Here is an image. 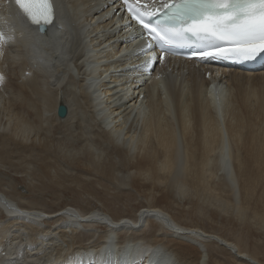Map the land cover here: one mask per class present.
Wrapping results in <instances>:
<instances>
[{
    "label": "bare ground",
    "instance_id": "6f19581e",
    "mask_svg": "<svg viewBox=\"0 0 264 264\" xmlns=\"http://www.w3.org/2000/svg\"><path fill=\"white\" fill-rule=\"evenodd\" d=\"M113 1L55 0L59 27L39 37L9 13V0H0V33L5 38L0 76L4 69L8 76L0 90V165L13 153L26 158L34 148L35 155L47 158L54 148L46 133L53 122L73 117L74 126L89 128L100 145L87 143L64 155L74 161L87 158L108 182L143 188L155 204L148 203L133 216L96 210L81 216L71 206L51 213L28 208L0 192L16 205L10 208L0 198V214H6L0 218V264H34L41 259L39 249L58 239L72 251L59 261L63 254L50 259L52 264H116L110 258L102 263L100 253L111 246L110 235L127 232L133 243L145 239L148 248L161 245L171 251L174 264H218L221 251L231 264H264L250 256L240 237L233 240L183 223L164 209L189 217L199 212L224 230L242 222L248 229L256 224L264 231V69L219 67L218 78L211 66L197 70L190 63L172 61L150 72L142 65L145 56L135 51L138 38L127 37V25L109 16ZM207 70L210 79L204 78ZM60 101L68 107L64 118L56 113ZM12 146L25 150L16 153ZM101 223L108 229L98 239L80 240L86 232L77 227ZM145 223L151 227L148 232ZM16 226L29 229L30 243L40 245H28L33 250L17 261L11 246L21 244L23 234ZM117 246L128 249L124 258L142 253L140 248ZM146 256L141 258L144 264L157 259L149 252Z\"/></svg>",
    "mask_w": 264,
    "mask_h": 264
},
{
    "label": "rangeland",
    "instance_id": "374dc122",
    "mask_svg": "<svg viewBox=\"0 0 264 264\" xmlns=\"http://www.w3.org/2000/svg\"><path fill=\"white\" fill-rule=\"evenodd\" d=\"M23 111L25 113L24 108H22V113ZM242 115L245 116L246 113L242 112ZM7 117L8 116L6 115L5 119L3 118L2 122L6 121ZM82 126L83 125L74 126L73 117L70 120H61L59 122H53V127L49 129L50 132L48 131V133H46V137L52 145L51 148L54 149L50 150L49 154H45L47 157L45 158L46 160L39 158L37 155H35L36 148L33 149L34 152L31 148V153L33 155L30 153V155L26 158L21 157L20 154L17 155L14 153V155H9L10 159L5 158L7 161L4 160L3 165H0V192H4L6 195L4 193L3 194L6 197L14 199L19 205H28V208L31 206L34 209H38L39 211L42 210V212L50 213L56 212L66 206H71L81 212L98 210L101 212L106 211L110 214L114 213V215L117 214L119 216L120 214H132L133 216L141 207L148 205V203L154 205L155 202L152 196L142 192L143 188L140 190L138 188L133 187V184H130V186H120L116 183H111L110 181L108 182L100 172H97L96 169L94 170L95 167H92L94 165L89 162L87 158L81 157L74 161L72 157H66V155H64L66 153L73 154L75 150H78L77 148L87 145V143H94L95 147L97 145H100L99 141L96 140L98 139V137L95 136L94 132L91 131L89 128H85L84 126ZM12 147H10L9 149H12L16 153H18V151L19 153H21V150H25L21 146ZM15 147L17 151L15 150ZM52 153L54 156L52 155ZM54 153H56L57 156ZM49 155L50 157H48ZM23 159L26 160L24 161ZM1 182H3V185L1 184ZM239 182L240 180H238V185L240 186ZM12 186H14L15 188ZM137 191L138 193H136ZM19 196H21V198ZM108 208H110L111 211H108ZM164 209H167V211H169L170 213L177 215V217H179L178 219H180L179 221L183 223H188L189 221L194 225L202 227L204 230L215 231L223 235L224 237H228L233 240H235V236L240 237L242 239L240 243H243L245 246L242 244L241 245L245 247L250 256H257V258H260L261 261L264 262V231L258 228V225L256 227V224H254L255 228L253 225L250 229H248L245 227L244 223L238 222V224L236 223V228H233V230L230 225H226V227H228L226 230H224L221 227L211 224L199 212L189 217L185 212H182L180 210H172L171 208L166 207ZM116 211L119 212V214L116 213ZM176 212L180 213L176 214ZM145 225L148 227L147 223H145ZM16 227H18V229L24 228L23 230L19 229L17 231L20 234H23L22 243H24L23 245L25 247H23L22 243L19 244L18 242L12 244L11 247L15 250V252H17V255L13 254V259L15 261H17L18 258H21V254H28L34 248L40 247V245L35 246L30 243L29 238L32 239V237L30 236L31 231H29V229H26L25 227L21 228L20 226ZM77 228L79 230L81 229L84 234L86 232V235H88H85V237L82 236L80 238V240H84V242L87 241L86 239L88 237H92L91 240L95 238L98 239V237L105 230L103 226L100 227V225L85 228L79 226ZM87 228L89 229L87 230ZM92 228H94L95 230ZM150 229L151 227L149 228V230ZM160 232L161 231H158L159 234ZM67 237L70 238L69 236ZM73 238L68 240H73L74 243ZM64 243H62L61 239H58V241L54 244L45 245V249H39V257L41 259H35L33 261L34 264H42V262L43 264H52L54 263V261L52 260H57V258L62 254L63 255L61 256V258H59L57 261L66 258L72 251V248H70L69 250L67 249L69 248V246H72L66 245V242ZM31 244L35 247H32ZM28 245H30V247H32L33 249L30 248ZM57 249H60L61 252ZM8 250H5L3 252L6 253L8 252ZM21 250L24 252H22ZM62 251L64 253H62ZM221 252H219L218 254V259L220 260V263L218 262V264H231L227 253L224 251ZM57 254L58 256H54ZM50 259L52 260L50 261Z\"/></svg>",
    "mask_w": 264,
    "mask_h": 264
},
{
    "label": "snow or ice",
    "instance_id": "6c2138e0",
    "mask_svg": "<svg viewBox=\"0 0 264 264\" xmlns=\"http://www.w3.org/2000/svg\"><path fill=\"white\" fill-rule=\"evenodd\" d=\"M15 3L38 30L54 20L52 0H15ZM124 3L127 5L128 0ZM157 11L163 20L152 24L145 22L144 17L154 15L153 12H142L139 7L129 5L133 18L151 36L150 47L191 40L199 45L201 59L205 56L247 59L264 51V0H161ZM4 43L0 33V48Z\"/></svg>",
    "mask_w": 264,
    "mask_h": 264
},
{
    "label": "water",
    "instance_id": "95a60500",
    "mask_svg": "<svg viewBox=\"0 0 264 264\" xmlns=\"http://www.w3.org/2000/svg\"><path fill=\"white\" fill-rule=\"evenodd\" d=\"M68 113V107L66 103L63 101H60L57 108V114L60 116V118H64Z\"/></svg>",
    "mask_w": 264,
    "mask_h": 264
}]
</instances>
